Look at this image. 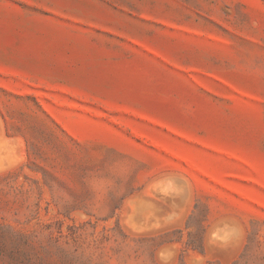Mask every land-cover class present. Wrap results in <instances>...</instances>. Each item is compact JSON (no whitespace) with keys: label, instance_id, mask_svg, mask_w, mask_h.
Instances as JSON below:
<instances>
[{"label":"rangeland","instance_id":"rangeland-1","mask_svg":"<svg viewBox=\"0 0 264 264\" xmlns=\"http://www.w3.org/2000/svg\"><path fill=\"white\" fill-rule=\"evenodd\" d=\"M0 264H264V0H0Z\"/></svg>","mask_w":264,"mask_h":264},{"label":"bare ground","instance_id":"bare-ground-1","mask_svg":"<svg viewBox=\"0 0 264 264\" xmlns=\"http://www.w3.org/2000/svg\"><path fill=\"white\" fill-rule=\"evenodd\" d=\"M219 232V231H218ZM232 234V233H231Z\"/></svg>","mask_w":264,"mask_h":264}]
</instances>
